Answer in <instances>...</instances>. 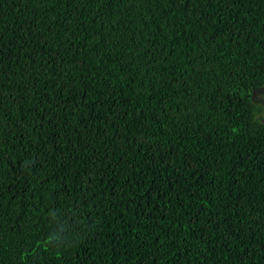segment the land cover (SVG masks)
Wrapping results in <instances>:
<instances>
[{
  "label": "trees",
  "instance_id": "obj_1",
  "mask_svg": "<svg viewBox=\"0 0 264 264\" xmlns=\"http://www.w3.org/2000/svg\"><path fill=\"white\" fill-rule=\"evenodd\" d=\"M264 0H0V264H264Z\"/></svg>",
  "mask_w": 264,
  "mask_h": 264
},
{
  "label": "snow or ice",
  "instance_id": "obj_2",
  "mask_svg": "<svg viewBox=\"0 0 264 264\" xmlns=\"http://www.w3.org/2000/svg\"><path fill=\"white\" fill-rule=\"evenodd\" d=\"M260 93H261V95H260V102H264V89H261L260 90Z\"/></svg>",
  "mask_w": 264,
  "mask_h": 264
}]
</instances>
